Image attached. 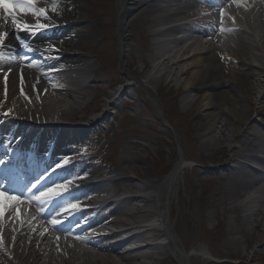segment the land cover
Here are the masks:
<instances>
[{
	"label": "bare ground",
	"instance_id": "6f19581e",
	"mask_svg": "<svg viewBox=\"0 0 264 264\" xmlns=\"http://www.w3.org/2000/svg\"><path fill=\"white\" fill-rule=\"evenodd\" d=\"M104 1L106 14L115 10L114 21L107 26L116 27L117 38L103 35L90 46L98 53V45L113 46L116 40L120 62L130 70L128 78L143 76L138 84L155 106L149 86L184 91L178 101L180 111L196 112L203 129L190 132L191 139L199 140L206 151L203 168L221 183L224 210L234 212L233 231L242 235L245 250L255 257L264 244V0H222L210 11L205 5L215 0ZM79 2L57 0V12L48 11L49 19L39 20L43 28H35L36 20L31 17H24L31 20V30H15L10 24L0 28L8 34L0 47V112L6 113L0 115L4 118L1 142L19 137L13 144L10 141L9 148L21 145L36 153L49 152L46 157L33 154L23 161L28 166V161H34L30 164L35 169L44 161L46 172H51L40 183L41 187L44 184L41 198L33 205L40 207L45 196H56L51 205L64 207L59 217L70 235L53 232V217L46 208L36 213L28 203L0 200V258L6 264H162L159 253L164 252L178 264H204L206 257L184 252L178 241L175 228L190 232L186 215L177 210L175 222L170 220L172 200L178 196L187 166L185 157L162 175L160 169L144 165L151 152L147 144L128 140L117 151L115 168L102 176L90 158L78 159L71 149H65L68 136L83 135L108 119L109 108L116 102L113 95L125 91L107 92L98 85L95 92L89 91L95 68L93 64L80 66L89 55L85 43L90 29L84 17L72 10ZM38 6L51 9L53 4ZM132 11L137 12L125 23V15ZM136 21L146 25L142 29L145 51L137 54L138 62L129 44L130 23ZM19 55L23 61L15 58ZM89 103L92 106L87 108ZM37 128L43 131L38 133ZM59 128L53 134L49 130ZM48 134L57 139L55 147L46 148L41 141ZM9 151L7 159L12 157ZM8 164L6 169L2 164V170H8ZM210 174L202 170L195 182ZM80 182L85 183L61 194L66 186ZM93 204L96 208H81ZM94 210L100 213L103 222L98 224L104 231L90 225ZM69 225L75 230H69ZM126 243L135 244L134 248L124 249ZM198 248L204 255V249ZM218 256L242 264L246 252L235 249Z\"/></svg>",
	"mask_w": 264,
	"mask_h": 264
},
{
	"label": "rangeland",
	"instance_id": "374dc122",
	"mask_svg": "<svg viewBox=\"0 0 264 264\" xmlns=\"http://www.w3.org/2000/svg\"><path fill=\"white\" fill-rule=\"evenodd\" d=\"M134 1L140 4L143 0ZM102 4L103 8H106L104 0H80L78 5L72 7L75 13L78 12L84 17V23L90 29V36L85 43L86 51L90 56L88 55L80 66L94 65L95 70L90 77L93 80L89 87L90 92L96 91L94 86L97 85L107 92L117 88H125V91L113 96L116 102L109 108L108 119L97 122L83 133L78 141L74 142L72 141L74 138L70 137L68 142L74 143H68L69 149L78 156L91 155L92 163L97 165L99 174L102 176L115 168L117 151L122 144H127L128 140L139 139L151 149L146 156L148 164H144L148 167L160 169V162H165L171 170L181 156L187 158L188 162L182 174L178 196L172 200L173 214L170 218L172 223L175 222L177 210L187 217L190 232L184 233L175 228L184 252L206 257L207 261L204 264H239L236 259L225 261L218 256L220 252L236 249L239 253L246 252V259L242 264H249L250 259H253V264H264V244L257 249L255 257L252 251L245 250L242 235L233 231L236 226L234 212L224 210L222 202H224L225 194H222L221 183H218L216 177L211 176L208 169L203 168L202 156L206 151L199 145V140L190 137V132L197 133L203 129L199 126L196 112L184 114L180 111L178 101L184 91L174 86L161 89L157 86H149L157 101L158 106H154L147 95H144L146 91L137 83L138 80L143 79V76L131 75V79L126 77L130 75V70L120 62L115 49L116 40L113 46L112 44L109 46V42L106 45L104 43L98 45L96 48L98 53L91 48L90 45L102 35L117 38L116 27L108 28L107 26L114 21L115 10L111 8V12L106 14L107 8L102 10ZM136 12L127 13L124 18L125 23L130 22ZM130 24L132 38L129 44L135 49L136 54L133 60L138 62L137 54L141 50L145 51L142 29L146 25L142 26L138 21ZM94 53L97 55L93 56ZM106 56L109 59H106ZM116 82L119 83L115 84ZM91 106L92 103L87 105V108ZM252 115L254 116L255 113L252 112ZM90 116L92 114L88 115ZM79 122L85 123L86 120L67 123L72 125ZM46 141L53 143L54 140L48 137ZM202 170L210 174L209 177L203 179L201 175V179L195 182V178ZM234 242L237 246L233 245ZM198 247L204 249V255L198 251ZM159 256L162 264H168L169 260H171L170 264H178L164 252L159 253ZM0 264H6V262L0 258Z\"/></svg>",
	"mask_w": 264,
	"mask_h": 264
},
{
	"label": "snow or ice",
	"instance_id": "6c2138e0",
	"mask_svg": "<svg viewBox=\"0 0 264 264\" xmlns=\"http://www.w3.org/2000/svg\"><path fill=\"white\" fill-rule=\"evenodd\" d=\"M44 3H52L53 7L47 9L38 6ZM56 4L57 0H0V12H2L0 20L3 21V24H0V28L10 24L15 30H31V20H24V17H31L36 20L35 28H43L44 26L39 23L40 18L48 20V11L57 12ZM7 36L6 32L0 31V47L4 45ZM37 199L39 200V197Z\"/></svg>",
	"mask_w": 264,
	"mask_h": 264
}]
</instances>
